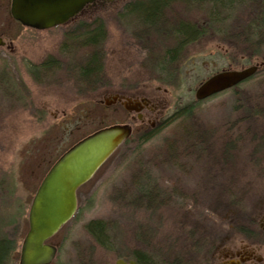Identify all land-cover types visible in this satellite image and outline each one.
I'll use <instances>...</instances> for the list:
<instances>
[{"label":"rangeland","instance_id":"rangeland-1","mask_svg":"<svg viewBox=\"0 0 264 264\" xmlns=\"http://www.w3.org/2000/svg\"><path fill=\"white\" fill-rule=\"evenodd\" d=\"M122 4L116 1L108 6L105 15H97L105 29L101 42L104 78L95 85V90H87L71 76V66L90 54L87 49L71 52V43L80 35L82 25L97 22L72 23L70 40L63 38L61 30L58 39L44 38L38 43L30 40L32 44L26 45L25 54L21 52L22 55L10 58L0 53V231L13 239L17 247L9 264L20 263L21 246L29 231L30 207L52 165L73 145L102 127L129 122L127 111L115 105L112 98L121 91L146 93L161 101L159 122L150 131L148 127H135L131 142L121 146L78 190L76 215L49 240L58 249L52 264H80L79 256L84 260L88 257L96 264H121L136 249L145 250L137 239L140 230L150 231L158 242L155 244L163 245L167 237L182 238L187 223L189 227L195 223L202 225L212 240L218 238L219 243L244 240L247 237L231 231L223 222L233 213L224 208L235 193V188L230 190L232 175L241 177L237 178L240 188L246 191L247 219H257V224L264 214V167L252 166L246 159L250 149L246 147L239 162L242 167L235 176L230 168H221L206 158L198 162L190 160V164L180 162L192 166L188 174L176 168L160 170V187L179 186L187 193L184 209L177 200L176 205L156 211L128 208L114 202L117 191L130 188L136 168L130 159L135 149L143 153L141 157L151 155L168 138L188 127L217 131L237 117L230 92L196 105L195 91L203 82L226 69L239 70L264 63V50L252 56L238 49L233 37L223 35L224 31L232 33L236 28L238 31L240 25L249 22L253 12L249 2L233 12L214 11L211 5L193 6L186 0L177 2L172 6L174 18L188 21L193 27L216 18L219 23L214 26L219 34H204L190 41L174 37L166 43L161 36L157 41L136 40L135 34L144 27L130 14L132 5L125 8L126 4L123 7ZM45 62L60 64L59 72L51 73L53 76L45 74ZM37 64L42 71L39 82L38 71L32 68ZM169 66L176 72L168 74ZM44 75L61 82L46 81ZM243 89L253 94L257 86L252 82ZM92 220L111 223L109 248L101 247L89 235L87 224ZM184 223L186 226H181ZM254 229L258 231V224Z\"/></svg>","mask_w":264,"mask_h":264},{"label":"trees","instance_id":"trees-1","mask_svg":"<svg viewBox=\"0 0 264 264\" xmlns=\"http://www.w3.org/2000/svg\"><path fill=\"white\" fill-rule=\"evenodd\" d=\"M180 1L183 0H146L131 6L130 14L141 16L139 22L144 27L135 36L146 41L140 36L145 33L161 34L166 32L170 37L190 41L196 38V35L198 38L203 33L206 34L208 29L205 26L198 29L188 22L175 20L176 16L172 14V6ZM186 1L191 2L193 6L211 5L214 11L217 9L224 12H233L240 6H246V3L249 2L253 6L251 18L246 25L245 23L244 26L240 25L238 31L236 28L232 32L233 41L235 45L238 44V49L252 56H257L264 50V0ZM211 18L206 21L210 27L219 23L216 18ZM79 30H81V32L79 31L80 35L75 36L72 40L71 52L87 49L90 54L71 66V76L81 82L87 90H95V85L101 83L104 78L103 49L101 47V42L105 37L104 25L97 22L82 25ZM225 32L230 33L229 30ZM170 57L173 59L174 54L171 53ZM170 57H167L169 59L167 62L171 64ZM248 60L250 62L251 59ZM45 64H50V62H45ZM51 66L55 69L54 65L51 64ZM52 67H46L45 74L50 75L53 71ZM59 67L60 64L56 69ZM37 70L36 81L39 82L42 71ZM166 71L168 74L176 72L173 66H169ZM252 82L256 84L257 89L253 94H249L243 88ZM227 92L232 94L233 110L237 115L233 121L225 123L217 131L216 129L205 130L188 127L177 136L168 138L163 146L151 155L141 157L140 154L143 153L139 151V148L137 151L135 149L131 153L133 158L130 159V164L136 166L131 175L130 188L122 192L117 191L113 196L114 202L128 208L156 211L166 206L176 205L175 201L177 200L183 209L186 208V201L189 197L179 186L164 189L158 184V172L164 168H176L185 174L190 173L192 166L180 164L182 161L190 164V160L198 162L206 158L208 161L220 165L221 168H230L231 173L235 176L240 171L239 167H242L239 166V162L243 156V148L246 147L250 148L246 159L252 166L264 167V68ZM199 103L201 102H196V105ZM132 136L123 146L131 142ZM230 178L229 183H232L230 190L235 188V193L227 202L226 207L224 205V208L231 209L233 213L230 214L228 220H223V222L231 227V231L245 237L251 232L259 233V230L254 229L257 227L255 219L252 217L247 219L248 216L244 212L246 191L240 188L239 179L241 177L234 178L232 175ZM246 186H248L247 183ZM219 203L218 200L217 205ZM195 224H191L189 227L187 223L188 229H186L185 223L181 224V226H186L185 235L182 238L167 237L163 245L155 244L158 242L154 241L155 236H152L150 231L140 230L137 239L142 242L145 250L136 249L125 261H134L136 264H206L219 239L212 240L202 225ZM110 225V222L101 220H92L87 224L89 235L103 248H109L110 244L112 245L109 236ZM143 228L145 229L144 226ZM16 249L14 240L6 238L0 231V264H9ZM82 257L79 256L80 264H96L87 256L85 260Z\"/></svg>","mask_w":264,"mask_h":264},{"label":"water","instance_id":"water-1","mask_svg":"<svg viewBox=\"0 0 264 264\" xmlns=\"http://www.w3.org/2000/svg\"><path fill=\"white\" fill-rule=\"evenodd\" d=\"M90 2L93 0H44L38 6L36 0H14L12 13L16 20L28 26L45 29L63 24L70 17L73 19ZM261 66L224 70L213 75L196 89V100L204 101L241 84ZM124 106L127 111L138 112L141 103L128 101ZM131 133L128 125L98 130L75 144L52 166L32 201L29 231L21 246L19 264H52L57 248L48 241L76 215L78 190L94 177Z\"/></svg>","mask_w":264,"mask_h":264},{"label":"flooded vegetation","instance_id":"flooded-vegetation-1","mask_svg":"<svg viewBox=\"0 0 264 264\" xmlns=\"http://www.w3.org/2000/svg\"><path fill=\"white\" fill-rule=\"evenodd\" d=\"M116 1L118 2L121 1L123 3L122 7L126 4L125 8L129 4L133 6L139 3V1L130 2L129 0H93V2L86 4L73 19H71L70 17L63 24L41 29V28L28 26L23 22L16 20L13 17L12 8H13L14 0H0V53L5 54L10 58L12 56L22 55L21 52L25 54L26 45L32 44L29 43L30 40L38 43L42 41L44 38L58 39L61 30H62L63 38L70 40L72 23L101 22L100 19H98L99 16L97 15H101V14L105 15L108 6H111ZM43 2L44 0H36V4L38 6H40ZM21 5H24V3ZM135 18L140 20L141 16L135 15ZM175 20L184 23L188 22V21H184L181 18H177V19L175 18ZM193 24L195 26V24L197 23L194 22ZM205 24L206 22H203L202 25H197L195 28L202 29L205 26L206 28L211 30V32H207L206 34L218 36L219 33L215 31L217 28L214 25L210 27L209 25L207 24L205 25ZM227 34L230 35L229 38L233 37V33L225 32V31L223 32V35H227ZM203 35L200 37H203ZM160 36L163 37L162 39L164 40L165 43L166 41L168 42L173 38L170 37L169 33L166 32H163L161 34L145 33L143 34V36L140 37H142V39L146 41L148 40L151 41L154 39L155 41H157L161 39ZM195 37L197 38V35ZM135 39L140 41L139 37H135ZM231 60H232L231 57H229V61ZM54 63L53 65L54 68L56 69L58 63L55 64ZM256 64H258V62ZM39 67L40 65L37 64L34 65L32 68H34V70H37ZM48 67H52V66L47 64V68ZM55 69H53L52 74H54V72L56 71L59 72L60 68H57L56 70ZM50 76L44 75V79L46 81L51 80L52 82L53 81L59 83L61 82V80L58 79H49ZM63 80L64 79H62V81ZM112 98L115 105L119 104L124 109H125L124 103H127L128 101L132 103H141V108L139 107L140 110L138 112L136 111L130 112L125 109L130 116L129 122H127L125 125H129L132 128V134L134 133L135 127L137 126L140 127L142 126L145 129L146 127H148L149 128L148 131L154 129L157 126L160 118L159 109H160L161 101L153 98L152 95H146V93L137 95L134 93L131 94L121 91L115 94L114 96H112ZM141 134L143 133L141 132ZM254 221L257 222V219ZM257 224L259 228L258 230L260 232L259 233L251 232L244 240H240V241L226 240L224 242L216 243L213 253L210 256L209 260H207L206 264H264V238L261 237L264 236V214L263 216L260 217L259 223Z\"/></svg>","mask_w":264,"mask_h":264}]
</instances>
